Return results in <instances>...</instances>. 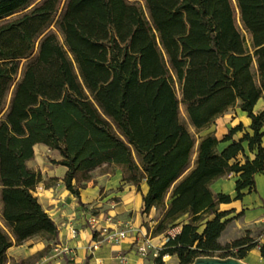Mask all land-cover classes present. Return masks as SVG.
<instances>
[{
    "label": "trees",
    "instance_id": "obj_1",
    "mask_svg": "<svg viewBox=\"0 0 264 264\" xmlns=\"http://www.w3.org/2000/svg\"><path fill=\"white\" fill-rule=\"evenodd\" d=\"M260 99L264 0H0V264L15 243L58 237L34 196L42 174L28 166L40 144L60 156L50 162L66 168L75 197L100 169L121 170L138 192L146 182L142 214L158 213L156 236L181 226L157 264L225 251L227 214L217 206L255 191L264 173ZM181 106L197 134L234 108L251 124L221 141L201 136L192 167L196 138ZM231 174H240L237 196L214 194L212 183Z\"/></svg>",
    "mask_w": 264,
    "mask_h": 264
},
{
    "label": "crops",
    "instance_id": "obj_2",
    "mask_svg": "<svg viewBox=\"0 0 264 264\" xmlns=\"http://www.w3.org/2000/svg\"><path fill=\"white\" fill-rule=\"evenodd\" d=\"M263 110L264 99H260L255 107V113H261ZM229 111L231 112H227L224 116L218 118L212 128L205 131V134L215 132L216 137L221 141L231 128L239 124H243L248 129L251 120L245 113L237 108ZM241 137L242 134L239 133L234 136V140L238 141ZM227 145L228 143H225L221 145V148ZM244 146L247 148V144H244ZM262 146L264 148V138ZM34 150L35 155H37V151L43 154L46 151L51 152L47 146L41 144L36 145ZM249 156L254 159L253 154H249ZM239 160H243L241 156ZM194 165L195 162L192 167ZM28 166L34 169L33 160L28 162ZM57 167L60 169H57ZM34 170L38 172L40 170L42 177L48 178V181L42 180L36 187L38 193L35 195L39 196V202L58 226L59 234L55 239V243L69 247L74 253L73 257H57L51 252L42 254L45 248L44 245H35L27 252L22 253L25 254V258L42 254L41 259L43 261L49 260L51 264H119L120 257L126 256L129 264H157V257L153 252L146 258L140 256L137 252V246L147 239L152 242L156 249L162 246H158L156 243L158 242V236L152 238L144 232L142 210L143 195L148 193L146 182L141 184L142 192H138L135 186L129 184L124 186L123 190H119L123 185V174L121 170H118L113 175L107 173L94 178L88 184L89 186L81 191L80 198H78L72 195L64 185L63 179L66 168L49 164L45 167H37ZM239 178L240 174H231L226 178L214 181L210 188L214 194H224L235 198L237 196L236 183ZM243 194L244 197L240 200L217 206L219 213L227 214L223 221H228L220 238V243L226 247V244L230 245L232 242L246 240L247 244L245 246L235 248V254L244 247L250 246L240 260L246 264H264V256L260 249L261 246H264V173L256 174L255 191L249 193L248 189H245ZM113 199H116V202ZM94 208H105L107 210L106 215L114 217L113 224L110 225L112 228H117L120 224L127 225L130 229L128 237L118 244L105 243L95 251H91L92 243L99 239V236L93 233L86 222L87 218L91 216L87 214L88 209ZM155 212V209L150 212V219H152ZM190 220L186 217L182 220V223H189ZM70 223H73L79 231V235L75 239L71 235ZM153 223L157 224V221ZM174 229H178L180 232L181 226ZM201 229H204V225ZM15 247L13 245L8 250L11 252L12 257L16 256L14 255L16 253Z\"/></svg>",
    "mask_w": 264,
    "mask_h": 264
},
{
    "label": "rangeland",
    "instance_id": "obj_3",
    "mask_svg": "<svg viewBox=\"0 0 264 264\" xmlns=\"http://www.w3.org/2000/svg\"><path fill=\"white\" fill-rule=\"evenodd\" d=\"M238 24H239L243 34L246 36L248 44L250 45L251 43H250V40H249V35L246 32H244V30L242 29L241 24L239 22V18H238ZM23 63H22L20 74H19L18 78H20V75H21V72H22ZM10 100H11V95L8 97L7 104H9ZM180 110H181V118H182L184 124L186 125L188 130L196 138V145H195V148L193 150L192 157H191V166H192L194 164L195 160H196L197 147H198V143L200 141V137L205 135V131H203L201 134H197L196 131L191 127V125L189 124V122L187 120V116H186L184 107L181 106ZM231 111H228V112L230 113ZM51 159L60 160L61 158L56 152H53V151H51V152L46 151L44 154L42 152H40V151H37V155H35V157L33 159L34 169L37 168V167L38 168L45 167V165L51 164V162H50ZM57 169H60V168L57 167ZM118 170L119 169H117L115 171V173ZM106 171H112V169H110V170L100 169V170L96 171L95 172V178L100 176V175L107 174V173H105ZM39 172H40V170H39ZM111 175H113V174H111ZM42 179L48 181V178H46V177L44 178V176L42 177ZM88 184H87V186H89ZM122 184H123V182H122ZM127 185L128 184L121 185V187L123 186V189H124V186H127ZM121 187H120V189H122ZM37 193H38V190H35L34 191V196L39 199V196L35 195ZM113 200L116 202V199H113ZM106 213H107V210L105 208H101V209H95L94 208V209H88V213L87 214L95 217L97 219L99 225H104L105 218L107 217ZM149 215L150 214L143 216V219H144L143 227H144V232L147 233L148 236H151L153 238L154 236H156V234L154 232L156 231V228H157V225H158V223L155 224L153 222H155L156 218L158 217V213L155 212V214L152 215V219H150ZM180 221H182V219ZM0 224L2 225L1 222H0ZM87 226L94 233V229L92 228V226L89 225V224ZM173 229L174 228H172V229L169 228L163 234L158 235L159 238L157 239L158 242H156V243H157L158 246L162 245L161 248H159L158 251H157L159 254H160L161 250L164 248V245L167 243L166 241H167V238L169 237V233L172 232ZM172 233H175V232H172ZM233 244H234V242H232L230 245L226 244L225 248H227L226 251H231L232 250V252L235 255V249L231 248V247H233ZM14 245L16 246L15 247L16 253L14 255H16L18 257H16V256L12 257L11 256L12 255L11 252L7 251L6 258H5L6 264H51L49 262V260L48 261H43L41 259V255L42 254H49L50 252H51V254H54L53 253L54 252V246L56 245V243H55V240L47 241L46 237L39 235V236H36V237L32 238L31 240L25 242L22 245H17L16 243ZM35 245H44L45 248L42 251V254H36L34 257L25 258V256H24L25 254H22V253L27 252L28 249L32 248ZM8 252H9V254H8ZM167 256H169V258H166L165 261H163V258H162V264H180V261H179L177 256H171L169 254H167ZM219 256H220L219 254H216V256L213 255V256H210V257L219 258ZM201 257H207V256H201Z\"/></svg>",
    "mask_w": 264,
    "mask_h": 264
},
{
    "label": "built area",
    "instance_id": "obj_4",
    "mask_svg": "<svg viewBox=\"0 0 264 264\" xmlns=\"http://www.w3.org/2000/svg\"><path fill=\"white\" fill-rule=\"evenodd\" d=\"M113 218L112 216L108 215L105 218V224L104 225H99L97 219L93 216H90L87 218L86 222L87 225H91L92 228L94 229V234L99 236L98 240H95L92 243V246L90 248L91 251H95L98 249L101 245L105 243H113V244H118L121 241H123L125 238L128 237L130 229L127 225H122L120 224L117 228H112L110 225L113 224ZM74 220V219H73ZM72 220V222H73ZM70 231L72 238H77L79 235L78 229L73 225V223H70ZM175 232V233H172ZM172 232L169 233V237L167 238V241L170 238H174L177 234H179L178 229H173ZM158 249L152 244V242L147 239L143 243L139 244L137 246V252L139 253L140 256L143 258L148 257L152 252L155 254V256L158 258L159 253L157 252ZM73 250L70 249L67 246L61 245V244H56L54 246V254L57 257H62V256H72L73 255ZM219 254V258L221 259H226V258H234L233 252L231 251H219L215 253L214 255ZM73 257V256H72ZM169 257L167 255L163 256V261L166 260V258ZM119 264H129V261L126 256H121L119 259Z\"/></svg>",
    "mask_w": 264,
    "mask_h": 264
},
{
    "label": "water",
    "instance_id": "obj_5",
    "mask_svg": "<svg viewBox=\"0 0 264 264\" xmlns=\"http://www.w3.org/2000/svg\"><path fill=\"white\" fill-rule=\"evenodd\" d=\"M193 264H246L237 258H213V257H200L195 260Z\"/></svg>",
    "mask_w": 264,
    "mask_h": 264
}]
</instances>
